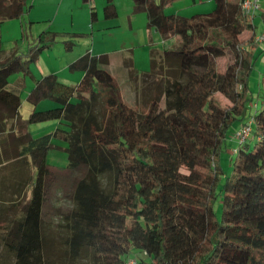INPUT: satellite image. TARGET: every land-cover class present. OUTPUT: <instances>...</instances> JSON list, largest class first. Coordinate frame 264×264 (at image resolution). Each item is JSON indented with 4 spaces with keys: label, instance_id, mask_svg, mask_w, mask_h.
<instances>
[{
    "label": "trees",
    "instance_id": "obj_1",
    "mask_svg": "<svg viewBox=\"0 0 264 264\" xmlns=\"http://www.w3.org/2000/svg\"><path fill=\"white\" fill-rule=\"evenodd\" d=\"M174 1L132 0L133 12H144L147 26L162 39L178 38L173 47L150 50V59L163 63L162 71H139L131 57L123 61L129 80L145 81L139 90L143 108L124 100L109 53L85 51L69 61L68 70L82 76L66 83L53 72L35 79L29 69L59 33L40 35L44 42L29 44L26 52L6 54L0 47V133L8 120L20 119L21 84H8L16 72L34 79L29 103L55 104L34 108L23 123L57 121L42 134H17L21 148L4 158L23 171L4 207L0 235L12 264H124L134 250L149 257L139 264H264V77L252 131L237 144L232 171L223 179L219 160L230 127L239 123L234 134L258 97L248 79L253 52L264 55V43L254 39L252 14L243 9V0H213L212 10L188 16L166 13ZM24 2L0 0V24L19 17ZM102 16H117L112 0H105ZM262 19L264 25V12ZM90 20H96L92 7ZM244 31L250 34L242 40ZM62 42L72 48L70 38ZM222 56L227 61L220 70ZM216 93L227 104L220 105ZM52 148L65 151V169L74 172L65 193L72 205L61 214L59 239L43 220L56 174L47 162Z\"/></svg>",
    "mask_w": 264,
    "mask_h": 264
},
{
    "label": "rangeland",
    "instance_id": "obj_2",
    "mask_svg": "<svg viewBox=\"0 0 264 264\" xmlns=\"http://www.w3.org/2000/svg\"><path fill=\"white\" fill-rule=\"evenodd\" d=\"M194 2V3H191ZM104 0H25L24 10L19 17L7 18L0 24V47L8 54L11 50L16 49L19 52H26L28 45H33L38 39L49 34L53 31L59 33L56 40L52 42L48 47L43 49L37 56L36 60L30 62V73L34 78H39L46 73H55L59 79L66 83H75L76 74L73 75L68 70L67 64L72 58L77 57L87 50H105V49H118L122 45L128 44L129 36L132 33L135 34L136 41L140 40L142 33L147 32V17L144 12H138L144 14L142 21L135 23L136 28L133 31H129L126 27V18L120 16L117 23H120L114 30L106 31L105 28H99L100 21L116 20V17L110 19H103L101 16L100 21L90 20V9L98 10L101 15V8ZM259 6L254 10L252 14L253 22L255 25V35H258L264 31L262 13L264 12V0H258ZM214 7V2H205V0H176L170 6L166 8V13H180L182 15H192L197 12H208ZM141 23V24H140ZM143 26V27H142ZM74 31L84 32L83 36H70L69 34ZM250 32L244 31L240 38L245 40L249 36ZM160 35L156 34V38L152 43L146 41L145 44L134 47L132 54L135 55V66L138 69L149 71L154 69L159 71L163 70V63L157 62L155 67L150 68L149 64V51L150 49L163 47H169L176 43V39L169 37L165 40H161ZM70 38L72 40V48L66 50L62 40ZM177 38V37H176ZM175 40V41H173ZM171 47V46H170ZM132 49V50H133ZM128 54L125 52L123 60L129 59ZM131 54V56H132ZM254 64L249 74L248 85L252 92V95H257V99L254 103L248 104L246 110V117L243 122L247 121L251 115H253L256 107L260 105L262 100V87L261 78L264 77V55L260 52H253ZM227 56H222L217 59L218 68L223 70L226 66ZM125 65H111V70L115 77L118 79L124 100L135 107H144V95L140 93V89L144 88L145 81L140 80L137 84L129 80ZM74 72V71H73ZM21 73H13L9 76L10 84L14 83ZM150 74L149 76H151ZM160 74H155L153 79H158ZM19 90L20 106L18 107V113L20 119H11L6 122L5 131L0 133V235L5 228L4 221V207L8 204L9 199L13 197V182L15 179H19L21 176L20 166L13 162L4 161L5 155L12 156L13 152L19 150L21 145L15 142V137L24 130L31 132L34 135L42 134L44 132L53 129L56 120H48L42 122L23 123L26 120L29 113L35 109H43L54 105V102L50 99L42 100L36 107L26 100L29 89L34 85V79L31 76H25ZM215 98L220 105L227 104V100L219 93L215 94ZM3 113V109L0 110ZM239 123H234L230 129L227 138V147L221 152L219 156L220 164L223 168L221 178L225 177L232 171V162L236 156V149L238 139L233 137V131ZM254 122L252 121V126ZM239 127V126H238ZM14 140V141H13ZM53 143H64L59 139H52ZM253 138L249 141L251 146L253 145ZM5 148V151H4ZM6 153V154H5ZM47 162L52 167L53 172L56 173L52 179V185L46 197V201L43 209V220L47 225L50 234L55 238H60L63 235V231L60 229L62 223L61 214L65 210L69 209L72 205L70 200L66 197L65 193L68 189V185L71 184L74 172L65 169L67 159L66 153L61 148H52L49 150ZM20 170V171H19ZM62 171V172H61ZM66 189V190H65ZM26 193V197L28 196ZM215 211L218 216L221 214V198L220 196L215 202ZM13 212V211H12ZM17 212V210L15 211ZM1 240V239H0ZM134 256L137 264L140 260L149 261V257L141 251L134 250L130 253ZM0 264H12L9 256L4 255V250L0 241Z\"/></svg>",
    "mask_w": 264,
    "mask_h": 264
},
{
    "label": "crops",
    "instance_id": "obj_3",
    "mask_svg": "<svg viewBox=\"0 0 264 264\" xmlns=\"http://www.w3.org/2000/svg\"><path fill=\"white\" fill-rule=\"evenodd\" d=\"M86 1L88 2L89 0H86ZM112 1H113L114 5L116 7V10H117L116 20H108V21L101 20L102 19L101 18V16H102V8H101V15H100V12L98 10H95V12H96V20L95 21H100L101 20L100 21V26H102V27H99V28H105L106 31L107 30L108 31L114 30V29H116V27H118L120 25V23H117L118 18L120 16H124L126 18V21H127L126 27L129 29V31H133L136 28L135 23L139 22V20L141 22L142 19H143V17H144L143 16L144 14H140L142 16H140V18H139V14H137L138 12H133V9H132V7H133L132 0H112ZM210 1L211 0H205V2H210ZM191 3H194V2H191ZM104 4H105V0H104L103 5ZM103 5H102V7H103ZM89 15H90V12H89ZM138 18H139V20H138ZM103 19H105V18H103ZM247 32H249V31H247ZM156 34L159 35L158 32L153 27H148L147 28V32L146 33H144V32L142 33V37H141L140 40H137L136 41L135 34L132 33V36H129V38H128V40L130 42L128 44H126V45H122L118 49H105V50H97V51H94V50L91 49V50H87V51H90L93 54L109 53V56H110L109 68L110 69H111V65L112 64L119 65V66H123L124 65L123 64V61H124L123 60V55H124L125 52H127V53H130V54H128V57H131V59L133 61V64L135 66V63L134 62L136 61V57H135L134 54H132L133 51H134L133 48L134 47H137L138 45L145 44L146 41L152 43L154 41V39L156 38L155 37ZM169 37L175 38L177 40L176 43L173 42V45L178 43V38H176L177 36L171 35ZM161 40H165V39H161ZM173 41H175V40H173ZM170 46H172V45H170ZM155 49H157V48H155ZM131 54H132V56H131ZM74 58H72V59H74ZM157 62L158 61H154V60H151L150 59V51H149V64H150V68L155 67V65H157ZM138 70L141 71V69H138ZM16 73H19V72H16ZM72 73H73V75H75V73H77L76 76H75L76 77L75 83L78 82L79 79L82 76V72L81 71H74ZM23 79H24V77H22V74H21L20 77L14 83H12V84H10V82L8 80V82H9L8 84H9V86H14L15 84H19V83L22 84V82H20V81H22ZM35 79H38V78H35ZM56 124H57V122L54 123L53 128L55 127ZM60 145L63 146L64 144L61 143Z\"/></svg>",
    "mask_w": 264,
    "mask_h": 264
},
{
    "label": "built area",
    "instance_id": "obj_4",
    "mask_svg": "<svg viewBox=\"0 0 264 264\" xmlns=\"http://www.w3.org/2000/svg\"><path fill=\"white\" fill-rule=\"evenodd\" d=\"M259 6L258 0H243V9L250 14H253L254 10ZM257 43H264V32L255 35L254 37ZM252 121L253 117H249L247 121L241 124L234 132L233 137L238 139V143L244 141L248 138L252 131ZM124 264H137L134 256L130 254L124 261Z\"/></svg>",
    "mask_w": 264,
    "mask_h": 264
}]
</instances>
